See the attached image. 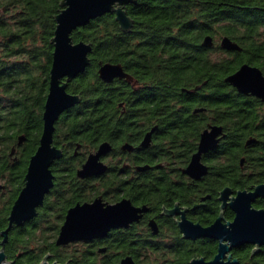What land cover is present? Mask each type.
Instances as JSON below:
<instances>
[{"label": "trees", "instance_id": "trees-1", "mask_svg": "<svg viewBox=\"0 0 264 264\" xmlns=\"http://www.w3.org/2000/svg\"><path fill=\"white\" fill-rule=\"evenodd\" d=\"M60 1L0 0V180L5 186L0 192V231L7 226L10 207L23 186L28 159L41 134L53 51L50 39ZM125 9L134 20L130 31H122L114 14L105 13L71 33L74 42L91 44L89 65L67 85V91L78 93L81 101L55 122L53 143L62 148L64 156L53 169L51 195L34 219L9 230L2 246L12 264H38L45 254L49 261L67 264H115L127 254L137 264H152V255L144 259L137 254L140 248L167 250L169 262L188 264L194 255L207 258L215 251L216 242L211 239L179 238L160 247L154 241L118 232L112 235L107 254L97 253L96 241L55 245L66 210L107 189L118 197L122 188L136 202L140 192V201L154 205L157 183L150 178L126 182L117 174L101 175L94 181L75 176L78 165L100 142L125 136L118 132L125 120L122 103L157 110L158 121H165L160 128L169 129L164 139L172 141L176 151H184V122L191 120L190 141L185 153L176 158L177 166L188 161L205 122L221 124L226 137L208 176V189L226 184L244 188L264 179V102L237 92L225 81L243 63L259 67L264 74V0H136ZM206 35L213 39L211 47L201 44ZM223 36L241 49L221 48L216 40ZM100 62L121 64L132 76L134 87L124 79L102 81L97 73ZM21 135L24 140L18 144ZM251 136L257 141L245 146ZM76 144L79 154L73 156ZM251 155L263 165L254 169L260 174L250 175ZM242 157L243 166L239 163ZM194 184L191 181L187 197L182 186L172 188L174 194L193 203L205 189ZM217 213L213 204L194 218L209 223ZM225 216L232 214L226 211ZM252 248L244 244L232 251L237 264H264V246L254 255Z\"/></svg>", "mask_w": 264, "mask_h": 264}, {"label": "water", "instance_id": "water-1", "mask_svg": "<svg viewBox=\"0 0 264 264\" xmlns=\"http://www.w3.org/2000/svg\"><path fill=\"white\" fill-rule=\"evenodd\" d=\"M136 0H61L60 10L54 16L55 29L50 42L53 47L52 61L49 70L48 92L45 97L42 112V130L38 145L30 156L23 178V186L14 199L7 217V226L0 231V264H12L7 261L2 246L7 241L9 230L13 226H21L31 220L41 206L44 195L53 186V162L62 157V149L53 143L55 122L60 115L73 108L81 101L78 93L67 91L68 83L89 65L91 44L74 42L71 33L78 27L86 25L90 20L105 13H113L119 28L130 31L134 20L127 14L125 6ZM211 47L213 39L206 35L201 43ZM219 46L226 50H240L237 43L227 36L219 41ZM98 77L105 83L115 78L132 80L119 63L100 62L97 69ZM225 81L241 94H250L264 102V74L261 69L249 63L241 64L233 73L225 77ZM221 127L212 126L205 129L200 137L197 151L192 155L190 163L182 171L194 179H199L206 173V166L200 162L201 153L207 151L217 142ZM149 134L144 138L146 145ZM24 137H18V143ZM251 142V141H249ZM109 144L102 142L98 149L90 153L86 161L77 170L80 178L98 175L106 169L100 157L109 150ZM14 148L12 149L13 152ZM4 184L0 183V191ZM225 187L219 196L221 208L229 206L235 213L231 221L222 222V213L208 226L193 223L184 216L178 222L183 237L195 239L211 237L218 241L217 252L210 260L203 257L192 258L189 264H237V258H232L230 250L242 244H252L254 255L264 246V208H255L252 202L258 196L264 195V184L256 185L252 190H238L235 196ZM229 200V202H228ZM146 207H136L127 198H122L114 204L103 201L101 195L91 201L77 202L68 208L64 221L59 228L55 245L61 246L77 241H90L105 236L111 229L127 227L137 220ZM173 211H170L172 213ZM154 228V223L151 221ZM155 231V229H154ZM103 251L104 249H100ZM38 264H62L56 260L49 261L46 254ZM67 264V263H64ZM118 264H135L131 256H126Z\"/></svg>", "mask_w": 264, "mask_h": 264}, {"label": "flooded vegetation", "instance_id": "flooded-vegetation-1", "mask_svg": "<svg viewBox=\"0 0 264 264\" xmlns=\"http://www.w3.org/2000/svg\"><path fill=\"white\" fill-rule=\"evenodd\" d=\"M129 83H131V86H132L135 82H132L131 80ZM247 95H250V94H247ZM259 100L263 102L261 99ZM120 106H122L121 112L122 114H124L125 120L123 121L124 123L123 129H119L118 132L125 134V136L119 138L116 141H109V140L102 141V142H107L110 146L108 152H106L104 155L100 157V161L103 164H105L106 169L98 175H91L85 178H80L76 174L77 170L86 161L88 155L90 153L95 152L98 149L99 145L102 143L100 142L97 145V147L93 149L90 153H88L85 156L84 160L78 165V167L75 170V176L78 179H90L91 181H94V179L100 177L101 175L117 174V175H121L122 178L126 179V182L139 181L143 178H150L151 180L157 183V185L153 189L154 190L153 194L156 193V196L154 197L155 202H153L154 205H150V203L140 201V197H142L140 192L136 193V197L138 199V201L136 202V201H133L128 196H126L122 188L119 189L118 197H115L114 195H112L113 190L110 191L109 189H107L103 191V193H99L97 195V196L101 195L103 198V201L110 203V204H114L117 201L121 200L122 198H127L131 201V203L134 206L136 207L144 206L146 207V210L141 212L139 218L137 220L130 222L127 227H119V228L111 229L110 231H108V233L105 236L94 238L90 241H77V242H72L69 244H78V243L91 244L94 241H96V244L97 242H99V244L96 246L97 253L107 254V252L111 250V248H109V246L111 245L109 242L112 240L111 243L113 244V240H114L111 237L114 233H117V232L128 234L130 237H133L134 239L154 241L158 243L160 247L167 246V244L170 241L179 239V238L183 240H188V241L211 239L216 242V249L212 253V255L207 258L203 255H194L193 257L189 259V262L192 258H197V257H203L205 260H210L211 258H213V256L217 252L218 241L211 237H198L195 239L185 238L183 237V233L181 232L179 228L178 222L181 221L182 217L184 216L187 220L192 221L193 223H199L201 226H208L215 221V219L220 215V213H222V216H223L222 222L231 221L235 213L229 206L221 208L222 202L219 200L220 192L225 187H228L232 192L229 194V196L232 197L236 195V192L238 190H243V189L252 190L256 185L264 184V179L256 183H253L248 187H244V188H233L230 185L226 184V185L221 186L217 190H214L211 188L208 189L207 188L209 184L208 176L211 175L212 165H213L215 157H217L218 155L220 144L225 140V137H226V132L224 131L223 126L221 124L215 123L213 121L205 122V125L203 124L204 127L200 130L198 137L196 136V140H195L196 147L194 151L188 152L189 154L188 161L182 166H177L176 158L182 156V154L185 153L186 144L188 141H190V134H191L190 129L191 128L189 124L192 123L191 120L189 119L186 122H184L185 124L184 134L186 137V139H183L184 151L183 149H181L180 151H176L174 144H172V141L164 139L163 134L168 132L169 129L160 128V124L165 123V121H162V122L158 121L159 116H158L157 110L151 111V110H148L147 107H139L136 105L126 106L123 103L120 104ZM197 110H202V108L195 109L194 111H197ZM187 115H189V113ZM167 124L169 123L167 122ZM212 126L221 127V132L217 136V142L214 144V146L209 148L207 151L201 153L200 162L204 166H206V173L203 174L199 179H194L190 177L188 174L184 173L182 169L188 166L192 158V155L197 151L198 143L200 141L202 132L205 129L210 130ZM147 134H149L148 141L146 142V145H143L142 144L143 140L147 136ZM256 141H257V138L254 136H251L245 141V146H249L255 143ZM79 148H80V145L76 144L75 149L72 151L73 156H77L79 154L78 152ZM63 156H64V152L62 154V157ZM251 156L253 157H252V160L250 161L251 163L250 167L253 170L250 171V175H255L256 173L260 174L261 171L254 172V169L257 166H263V165L261 162H258L257 159L254 158V155H251ZM62 157L55 160L51 166V170H52L53 177H54L53 184H54L55 175H56L53 169L56 165H58V163L62 161L61 160ZM244 160H245L244 157L240 159L239 163L241 166H243ZM27 165H26V168H27ZM191 181L193 182L195 181L196 184L205 186V189H204V193H202L199 196L197 201H194L193 203H188L184 198H181L182 194H178V195L174 194V190L172 186L175 184H177L178 186H182L183 189H181V192H183L184 197H187V195L190 192L189 190L191 186ZM169 182L172 183V186L171 184H168ZM165 183L168 184L167 187L163 186ZM4 188L1 191H4ZM52 188L53 186L44 195L41 206L37 208V213H38V209L43 206L45 199L51 195ZM93 198L87 201H91ZM262 201L264 202V195L258 196L257 198H255L254 201L252 202V206L257 209L264 208V203ZM213 204L214 205L216 204L218 213L212 219V221H210L209 223H201L200 221H197L194 218L196 214H205L209 206ZM170 211H173V212L170 213ZM226 211L231 212L232 214L231 218H227L225 216ZM37 213L32 219H34L37 216ZM65 214L63 216L61 224L64 221ZM151 221H153L154 223V228L150 224ZM242 245L234 247L230 250V253L232 254V258H236V256H234L232 251ZM249 245L254 247L252 244H249ZM61 246H65V245H61ZM100 249H104V250L101 251ZM137 252H138L137 254L140 255V257L144 259L146 258V255H152L153 256L152 264H174V263L169 262L168 258L165 256L167 253V250L166 251L165 250L155 251V250H150L146 248H140L138 249ZM126 256L132 257V255L130 254L122 256L115 264H118L121 261V259H123ZM132 259L134 263L137 264V261L133 257Z\"/></svg>", "mask_w": 264, "mask_h": 264}, {"label": "rangeland", "instance_id": "rangeland-1", "mask_svg": "<svg viewBox=\"0 0 264 264\" xmlns=\"http://www.w3.org/2000/svg\"><path fill=\"white\" fill-rule=\"evenodd\" d=\"M216 42L218 43V42H219V40H216ZM0 183H3V181H2V180H0Z\"/></svg>", "mask_w": 264, "mask_h": 264}]
</instances>
